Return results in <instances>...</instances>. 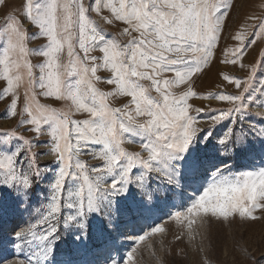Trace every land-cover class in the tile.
<instances>
[{
    "label": "rangeland",
    "instance_id": "obj_1",
    "mask_svg": "<svg viewBox=\"0 0 264 264\" xmlns=\"http://www.w3.org/2000/svg\"><path fill=\"white\" fill-rule=\"evenodd\" d=\"M83 3L90 7L87 16L91 26L105 40H115L121 47L127 44L131 37L124 34V29L128 25L116 20L111 8L107 7L110 3L118 5L119 0H101L99 12L91 10L94 0H83ZM228 3L231 6L227 9L208 64L186 82L169 89L172 98L184 96L191 89L193 95L187 100L188 114L195 118L193 127L198 130L183 158L168 166L167 175L174 182L168 183L164 177L150 173L142 187H137L135 182L129 184L126 192L102 202L99 212L77 217L67 225L64 217L74 216L75 211L62 208L57 233L51 240L52 250L45 260L42 245L46 242H42L39 236L44 233L46 225L39 224V221L48 211L52 185L62 165L57 154L51 151L48 125L42 124V134L33 132V125L21 124V120L30 118L23 109L28 107L35 114V106L39 105L57 115L67 113L75 121L93 118L83 110L76 111L70 99L42 94L45 89H41L38 83L40 66L46 65L48 58L39 55L37 50H46L47 38L41 37L38 27L22 16L26 0H4V5H0V59L8 47L5 21L10 16L22 20L21 33L27 55L21 57L10 52V60L19 64L9 72L13 79L11 92L6 91L8 84L4 79L3 65H0V157L15 153L23 143L19 137H23L30 141L31 148L18 156L17 171H27V157L35 159L40 174L32 176L31 186L26 190L18 185H0V264H29L31 259L33 264L37 260L40 264H264V209L253 213L258 217L256 220L242 218L239 213L225 219L212 216L210 212H187L205 192L209 193L208 201L217 199L216 193L209 192V189L219 178L226 176L232 180L245 173L264 171V33L258 27L264 23V0H228ZM72 31L75 38L71 43L78 60L69 65L71 58L65 45L58 54V64L61 65L59 71L65 73L62 79L74 85L79 77L68 76L67 71L78 70L80 63L91 67L93 62L85 60V54L79 49L78 28ZM132 35L138 36V33ZM238 35L243 38L242 42L236 39ZM237 48L243 49V55L232 64L231 52ZM89 55L97 57L96 64L103 63V52L99 48ZM25 63L33 66L31 76ZM112 75L105 68H98L96 77L99 79L89 73L93 86L108 94L105 102L109 108L128 106L126 110L134 114L131 97L119 94L115 85L107 83ZM173 77L172 73L164 75V79ZM235 79L241 81L239 89L231 82ZM139 83L147 90L146 95L162 102L159 93L151 87V81L141 80ZM220 95L243 96V111H234L240 101H221L218 99ZM13 99L17 102L15 117L9 111ZM230 109L233 110L230 118L224 116L219 122L210 118L228 113ZM135 119L144 123L148 117ZM230 128L233 135L222 145L220 140ZM13 132L15 137L9 135L5 139L6 133ZM122 135L120 147L124 152L139 154L141 160L148 159V153L141 146L146 142L142 136ZM101 150L102 145L89 144L78 157L90 182L99 175L92 169L105 165L104 160L93 155ZM143 171L137 165L130 176L138 178ZM2 178L0 175V180ZM81 184L83 177L66 179V192ZM260 203L264 204V201ZM177 212L182 213L179 219H176ZM81 222L83 228L79 226ZM155 228L163 231L155 232ZM18 232L23 234L20 240L16 235ZM140 236L144 239L140 240ZM18 243L19 248L16 247Z\"/></svg>",
    "mask_w": 264,
    "mask_h": 264
},
{
    "label": "snow or ice",
    "instance_id": "obj_2",
    "mask_svg": "<svg viewBox=\"0 0 264 264\" xmlns=\"http://www.w3.org/2000/svg\"><path fill=\"white\" fill-rule=\"evenodd\" d=\"M0 5H4V0H0ZM230 6L228 0H119L118 5L110 3L107 7L111 8L115 19L128 25L124 34L131 39L121 47L115 40H105V37L91 26L87 16L90 7H86L83 0H36L35 3L34 0H26L22 16L37 26L40 36L46 37L48 42L46 50H37L39 55L48 58L47 64L40 66L38 83L41 89H45L42 94L54 95L57 99H70L76 111L83 110L93 118L75 121L70 119L67 113L57 115L39 105L35 106V114L28 107L23 109L30 118L21 120V124L33 125V132L42 134V124L48 125V135L52 141L51 151L57 154L62 165L52 185L53 194L48 211L39 221V224L46 225L44 233L39 236L42 242H46L42 245L45 260L52 250L51 240L57 233L62 208L75 211L74 216L64 217L67 225L77 217L83 218L89 213L99 212L102 202L123 194L129 184L135 182L137 187H142L143 181L150 173L164 177L168 183L174 182L167 175L168 166L172 161L183 158L198 130L193 127L195 118L188 114L187 100L193 95L191 89L179 98H172L169 89L186 82L208 64ZM100 9L101 0H94V8L91 10L99 12ZM5 23L8 47L4 49L0 65H3L4 79L8 84L6 91L11 92L13 79L10 78L9 72L13 66L19 67V64L10 60V52L23 57L27 55V50L23 46L22 20L10 16ZM258 27L259 31L264 33V23ZM73 28L79 30L78 46L85 54L84 59L93 62L91 67L80 63L78 70L73 68L67 71L68 76L79 77L74 85L62 79L65 73L59 71L61 65L58 64V54L65 45L68 57L71 58L69 65L78 60L71 43L75 38ZM132 33H138V36H133ZM236 39L243 41L239 35ZM96 48L103 52L102 64H96L97 57L89 55ZM231 55L233 59L230 62L236 64L237 59L243 55V49H233ZM25 67L31 76L33 66L25 63ZM98 68L108 69L113 74L107 83L115 85L119 94L131 97V104L135 106L134 114L126 110L128 106L120 109L107 106L105 101L108 94L99 92L89 77V73L91 77H96ZM166 73H172L174 77L164 79ZM16 79L19 80V77ZM141 80L151 81V87L159 93L162 102L146 95L147 90L139 83ZM231 82L237 89L241 87L239 79ZM81 85L86 87L82 88ZM218 99L240 101L234 111H243L244 97L241 95H220ZM16 109L17 102L13 99L9 109L11 116L17 115ZM232 111L230 109L228 113L210 118L219 122L224 116L230 118ZM138 116H147L148 119L144 123H138L135 119ZM123 133L143 137L146 142L141 146L148 153L147 160H141L139 154L130 155L121 149ZM9 135L15 137L16 133H6L5 139ZM232 135L230 128L220 143H228ZM19 139L23 143L15 153L0 157V175L3 177L0 185H18L26 190L31 186L32 176L39 175L40 169L34 158L25 157L27 171H17L18 156L22 151L27 152L31 148L29 140L23 137ZM89 144L102 145V150L93 155H98L105 161L103 167L92 169L99 174L95 176L94 182L89 181L85 174L87 170L78 159L81 150ZM26 145L28 148H25ZM137 165L144 169L143 175L138 178L130 176ZM81 177L83 184L66 192V179L79 180ZM209 192L216 193L215 201H208L209 193L205 192L187 212H210L212 216L225 219L239 213L242 218L256 220L258 217L253 213L257 209H264V204L260 203L264 201V171L245 173L232 180L223 176ZM65 196L66 199L63 198ZM181 215L182 213L177 212L176 219ZM79 226L84 227L82 222ZM154 231L161 232L163 229L155 228ZM16 235L20 240L23 234L18 232ZM33 235L35 236V233ZM139 239L143 240L144 236ZM20 246V243L16 245L17 248ZM34 255L38 256L39 253ZM29 264H33L32 259ZM36 264H40L39 260Z\"/></svg>",
    "mask_w": 264,
    "mask_h": 264
}]
</instances>
